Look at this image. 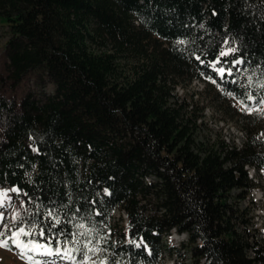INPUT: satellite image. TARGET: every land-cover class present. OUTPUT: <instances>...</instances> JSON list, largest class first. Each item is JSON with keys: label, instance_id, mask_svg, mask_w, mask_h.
Wrapping results in <instances>:
<instances>
[{"label": "trees", "instance_id": "obj_1", "mask_svg": "<svg viewBox=\"0 0 264 264\" xmlns=\"http://www.w3.org/2000/svg\"><path fill=\"white\" fill-rule=\"evenodd\" d=\"M0 20L12 87L36 73L55 88L0 95V187L23 198L11 234L77 264H163L185 255L163 243L176 230L193 264H264L249 217L264 0H0ZM207 107L241 123L242 145L202 138Z\"/></svg>", "mask_w": 264, "mask_h": 264}, {"label": "rangeland", "instance_id": "obj_2", "mask_svg": "<svg viewBox=\"0 0 264 264\" xmlns=\"http://www.w3.org/2000/svg\"><path fill=\"white\" fill-rule=\"evenodd\" d=\"M9 39V31L3 20H0V81H4L3 87H0V95L4 96L8 101L15 100L18 105L22 103L24 98L31 93L36 98H43L46 95L54 93V85L48 81L46 78H41L38 74H30L27 78L20 83L17 87H12V82L8 79L7 62L6 57V43ZM221 68L215 67L218 73ZM224 72V70H223ZM203 84L199 81L193 82L186 92L200 93L203 91ZM179 93H183V89L178 90ZM236 102H233L235 105ZM240 107V106H236ZM258 108V114L264 116V102L261 103ZM244 108H240V112ZM206 127L202 132V138L205 136L206 139L214 142L218 137L227 140L228 142L235 143L240 146L244 142L245 135L241 127V123L228 118L224 119L221 115L215 113L211 108L207 107L206 111ZM259 118V117H258ZM264 123V117H263ZM1 133V132H0ZM264 135V133H263ZM250 176L258 179L261 184L259 188L255 189L253 193L254 205L250 206L249 217L252 218L256 228L263 230L264 232V174L261 173L259 178V173L254 169L250 168ZM247 203H242L243 208H247ZM0 216L3 217L0 220V232L4 235L0 236V239L11 236L10 226L11 224L20 216L23 210V198L20 191L17 188H1L0 187ZM121 211L115 212L116 220H120L118 223L125 224V221L121 220ZM264 238V236H263ZM188 236L181 235L179 233L173 232L171 237H165L163 243L167 248L171 245H175L179 251L184 255L183 259L179 258L178 252L175 255L170 254L166 251L163 255V264H193L192 255L189 251L183 249V242H187ZM9 248L0 247V264H33L32 260L29 259L32 255L36 258L40 255V251L36 249H31L29 247H18L12 244L9 240ZM46 254V253H45ZM37 255V256H36ZM47 257H41L40 262H44ZM35 260V259H33ZM54 260V259H53ZM55 261L54 264H60V262ZM91 262V261H90ZM64 264H77V263H64Z\"/></svg>", "mask_w": 264, "mask_h": 264}, {"label": "snow or ice", "instance_id": "obj_3", "mask_svg": "<svg viewBox=\"0 0 264 264\" xmlns=\"http://www.w3.org/2000/svg\"><path fill=\"white\" fill-rule=\"evenodd\" d=\"M181 43H183L181 41ZM231 51V50H230ZM227 53H222V55H226ZM240 61H237V63H239ZM221 73H223V69H220L219 70ZM3 217L0 216V220H2ZM58 222V221H57ZM31 233L28 232V231H25V229L23 227H20L17 231L15 232H12L11 236H8V237H5L3 239H0V247H3V248H9V240L12 241V244L18 246V247H24V248H27L29 244H33L34 245V248H39V247H42L41 245L39 244H34V242L32 241H29L27 243H25L24 241H22L20 239V237L23 235V236H28L30 235ZM43 234V233H41ZM4 234L2 232H0V236H3ZM29 259H31V257H29Z\"/></svg>", "mask_w": 264, "mask_h": 264}, {"label": "built area", "instance_id": "obj_4", "mask_svg": "<svg viewBox=\"0 0 264 264\" xmlns=\"http://www.w3.org/2000/svg\"><path fill=\"white\" fill-rule=\"evenodd\" d=\"M264 234H262V238H263ZM264 239V238H263Z\"/></svg>", "mask_w": 264, "mask_h": 264}]
</instances>
